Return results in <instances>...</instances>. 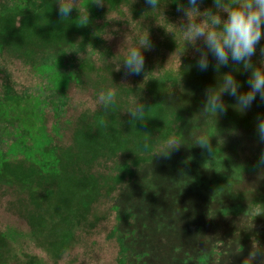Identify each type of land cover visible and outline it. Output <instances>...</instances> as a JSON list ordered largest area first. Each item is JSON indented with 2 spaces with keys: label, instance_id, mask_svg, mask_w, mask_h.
<instances>
[{
  "label": "trees",
  "instance_id": "1",
  "mask_svg": "<svg viewBox=\"0 0 264 264\" xmlns=\"http://www.w3.org/2000/svg\"><path fill=\"white\" fill-rule=\"evenodd\" d=\"M75 1L71 15L61 17L58 0H0V186L12 191L10 210L27 226L26 231L0 226V264H44L35 248L60 259L99 225L104 218L99 208L111 199L116 224L108 236L118 245L117 264H151L145 258L157 245L146 243L153 239L180 252L182 264H212L213 258L227 264L238 254L250 256L251 264H264V256L251 255L257 248L264 250V172L258 176L255 171L264 165L259 159L248 168L250 173L243 166L223 164L217 140L222 127L216 122L206 134L211 152L187 146L184 132L192 119L165 99L169 93L203 92L211 74L221 82V73L235 65L229 60L219 72L196 69L198 56L185 41V21L174 0H158L157 8L144 0H104L109 10L124 17L132 47H139L147 33L153 44L150 51L140 49L145 57L141 75L126 77L122 64L128 51L115 53L103 38L101 9L92 0ZM206 9L217 11L213 0H203L194 18L205 20ZM261 46L263 42L252 57L258 64L264 62ZM169 55L176 59L169 60ZM5 56L38 73L62 66L92 73L100 94L115 92V103L106 108L100 100L96 110L82 112L72 125L70 142L60 145L54 138L57 126L53 135L46 130L41 98L29 86L17 85L1 63ZM242 72L237 80L240 91H247ZM57 77L62 87L71 79ZM59 95L55 118L67 103L65 92L59 89ZM191 100L203 107L204 100L196 95ZM136 103L145 106L144 121L128 114ZM235 116L237 112L230 113V122ZM170 139L181 142L179 150L167 157L155 153ZM245 174L256 178L248 190L240 189ZM137 221L143 224L142 233L133 228ZM223 221L227 233L220 234L222 225L217 224ZM210 230L214 236H209V246H198L196 238Z\"/></svg>",
  "mask_w": 264,
  "mask_h": 264
},
{
  "label": "rangeland",
  "instance_id": "2",
  "mask_svg": "<svg viewBox=\"0 0 264 264\" xmlns=\"http://www.w3.org/2000/svg\"><path fill=\"white\" fill-rule=\"evenodd\" d=\"M65 2L70 3L72 0H65ZM76 3L77 2L75 1V5ZM99 8L105 16L106 21V26L102 34L103 38L115 53L125 54L129 48L132 47V41L124 17H120L119 13L109 10L106 4ZM219 15H221L222 19H226L225 13L220 12ZM194 20L196 23L204 22V19L198 17L194 18ZM261 42L264 43V40H261ZM196 44L202 46V41H197ZM171 59L175 60L176 56L169 55V60ZM253 59L254 58H252V62H254ZM210 60L215 62L212 56L210 57ZM1 63L12 73L18 86H29L33 92L41 98L42 105L46 107V130L53 135V125L57 126L58 133L54 138L60 145H66L70 142L71 128L75 123L76 118L82 112L96 110L100 104L101 94L98 91V88L94 85V75L92 73L80 70L76 71L74 70V67L65 68L64 66L49 68L43 73H38L32 68L22 65L18 60L8 56L2 58ZM231 63L235 65V67L232 70L227 71V69H225L223 73L220 72V79L223 78V74H225L226 71L227 73H232L236 79H238L239 71L243 70V67L232 61ZM253 64L258 67H264V62L262 64L254 62ZM67 75H70L71 79L66 86L62 87L61 81L57 76ZM241 75L243 79H247V73L242 72ZM214 77H216V74H211V78H208L209 82L206 85L213 87L218 86L220 82L215 81ZM211 81H215V83ZM206 85H204L205 88ZM59 89L65 92L67 103L63 110L58 113L57 118H55L54 106L60 99ZM195 95L198 99L204 100V89L203 92L193 90L186 91L183 95H173L169 93V95L165 97L170 106L181 107L182 110H184L192 119L191 123L185 127L184 135L185 141L187 142L186 145L192 148H199V146L194 143V138L197 135H203L206 137L211 123L216 122L221 124L222 129L217 133V140L221 142L224 151L226 162H223V164L243 166L244 172L251 173L252 170H249L248 168L250 165L257 163L260 159L261 151L264 150V145L259 144L256 140L254 127L256 116L264 115V103H261L259 99H257L252 105V108L247 111L246 114H241L233 108L232 105L235 103L233 98L225 96L226 100L229 99L228 101L231 102L230 105L227 104V113L211 116L210 114L206 115L203 113V107L201 104H197L196 102L193 103V100L191 99ZM196 108L200 109L198 110ZM233 111L237 112V116L233 117V122H230V113ZM252 112L254 115H252ZM226 116H229L230 119ZM248 117L250 118L248 119ZM247 120L252 124L249 127H244L246 124H249L247 123ZM233 131H238L240 135L233 136L231 134ZM262 167L263 168L257 167L258 170L257 168L255 169V171H258V176L262 175L264 172V166ZM244 176H246V180L241 183V185L239 184L241 187L240 189L248 190L251 184H253L252 179L254 181L256 178L252 175L248 177L245 174ZM258 176L257 178H260ZM11 200H13L12 191L7 187L0 186V226L4 227L5 225H12L20 231H26V223L22 219L14 216L10 210L9 206ZM247 200L249 199L247 198ZM111 204L112 199L105 200V202L102 203L99 209L104 216L103 220L93 231L83 234L79 243L60 259L56 261L52 260L48 254L41 249L35 248V253L42 257L44 264H117L118 245L115 238H109L108 236L111 228L116 224L115 215L109 208ZM224 224L225 221H223V224H217L218 226L222 225L219 229L220 234L227 233L225 231L227 227ZM241 226L243 225L241 224ZM122 228L128 230L129 226L126 222H123ZM133 228L138 229L140 233L143 232V224L139 221L133 225ZM211 231L212 230H210L208 234H199L196 238L198 240L195 239L196 242L198 241V246H202V248L209 246V236H214V232L210 233ZM144 237H146V235ZM154 238H157V236ZM199 239L201 240L200 242ZM153 244L157 245V249H151L149 257L145 258L146 262L151 264H182L180 259L184 258V256H181L180 252H173L171 248H169V245L167 248L163 247L161 242H157L156 239H153V242L146 243V245H150V248L154 246ZM250 247L251 250H253L254 247ZM246 259L251 261L250 256H241V254L234 255L231 257L232 261L229 260L227 264H243ZM217 260V258H213L211 259V263L219 264V261ZM130 264H132V262Z\"/></svg>",
  "mask_w": 264,
  "mask_h": 264
},
{
  "label": "clouds",
  "instance_id": "3",
  "mask_svg": "<svg viewBox=\"0 0 264 264\" xmlns=\"http://www.w3.org/2000/svg\"><path fill=\"white\" fill-rule=\"evenodd\" d=\"M96 7H103L104 0H92ZM146 5L157 8L158 0H144ZM176 12L182 14L184 18L183 34L185 41L192 45V52L196 59L195 67L200 72H207L213 68L219 72L221 66L228 67L229 60L243 67L248 74L246 83L247 91H240L241 84L232 73L223 74L222 81L217 87L208 86L204 89L203 113L211 116L223 115L227 113L228 105L223 97L233 98L235 103L233 108L241 114H246L252 105L259 99L264 103V67L253 64L252 57L256 55L257 45L264 40V0H213L216 12L206 9L203 13L204 22L196 23L194 16L199 12V5L203 0H174ZM75 6V0L66 3L65 0H58L57 13L61 17L71 15ZM220 12L226 14V19H222ZM195 13V15H194ZM84 20H88L85 16ZM197 41H202V46H196ZM141 48L151 50L153 44L150 36H141L139 47H130L127 55L123 59L122 69L124 75L139 76L144 71L145 57L140 51ZM211 54L215 63H210ZM260 54L264 56V46L260 47ZM117 71L121 70L118 65ZM101 102L107 108L115 103V92L109 90L100 96ZM128 114L135 120H145V106L136 103ZM255 137L259 144L264 145V115H257L255 118ZM238 136V131L231 133ZM194 143L207 151H212L210 139L203 135H197ZM145 148L148 147L145 143ZM181 142L170 139L160 150L156 151L167 157L172 150H179ZM259 163L264 165V150L260 153ZM264 256V250L257 248L252 254ZM243 264H251L250 260H245Z\"/></svg>",
  "mask_w": 264,
  "mask_h": 264
}]
</instances>
